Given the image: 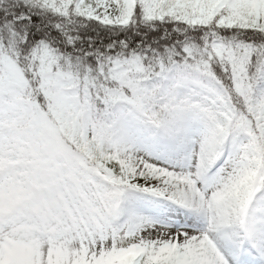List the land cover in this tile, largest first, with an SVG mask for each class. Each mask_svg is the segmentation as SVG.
<instances>
[{
    "label": "snow or ice",
    "instance_id": "1",
    "mask_svg": "<svg viewBox=\"0 0 264 264\" xmlns=\"http://www.w3.org/2000/svg\"><path fill=\"white\" fill-rule=\"evenodd\" d=\"M0 264H264V0H0Z\"/></svg>",
    "mask_w": 264,
    "mask_h": 264
}]
</instances>
